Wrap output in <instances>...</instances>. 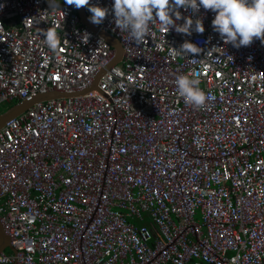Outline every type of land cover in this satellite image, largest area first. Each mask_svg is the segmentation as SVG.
Segmentation results:
<instances>
[{
	"label": "built area",
	"instance_id": "2783aa9c",
	"mask_svg": "<svg viewBox=\"0 0 264 264\" xmlns=\"http://www.w3.org/2000/svg\"><path fill=\"white\" fill-rule=\"evenodd\" d=\"M90 4L109 10L95 26L122 48L108 67L113 47L65 0H0V104L67 92L0 127L13 248L0 264H264V43L225 44L201 6L173 19H199L202 34L152 24L137 45L115 27L113 0ZM185 41L202 51L174 54ZM194 72L202 108L175 85Z\"/></svg>",
	"mask_w": 264,
	"mask_h": 264
},
{
	"label": "clouds",
	"instance_id": "9594fccd",
	"mask_svg": "<svg viewBox=\"0 0 264 264\" xmlns=\"http://www.w3.org/2000/svg\"><path fill=\"white\" fill-rule=\"evenodd\" d=\"M65 3L76 9L87 8L91 13L89 21L94 25L102 24L109 14L107 8L90 4V0H65ZM201 6L215 13L212 28L225 44L236 48L249 46L254 38L264 43V0H113L112 12L115 27L127 32L132 41L139 45L149 36L152 24H159L166 32L174 28L177 33L185 35H191L192 31L202 34L204 27L199 19L195 21L194 29L191 16L184 17L182 24L175 23V20L182 18L178 9L196 13ZM39 35L49 50L59 51L61 40L54 28L41 29ZM87 41L88 37L82 40L83 43ZM201 51L199 46L189 41L183 42L179 49L173 48L174 54L180 56H195ZM199 84V75L195 72L179 75L175 79L179 96L186 104L196 108H202L208 99Z\"/></svg>",
	"mask_w": 264,
	"mask_h": 264
},
{
	"label": "water",
	"instance_id": "95a60500",
	"mask_svg": "<svg viewBox=\"0 0 264 264\" xmlns=\"http://www.w3.org/2000/svg\"><path fill=\"white\" fill-rule=\"evenodd\" d=\"M77 12L84 24L88 25L89 28H91L93 31L98 32V34L101 35L113 47L114 52H115L114 57L112 58V60L109 62V64L106 67H108L112 63H117L118 61H120L121 54H122V48H121L119 41L111 33L99 29L94 24H92L90 21H88L84 8L77 9ZM106 67L101 68L95 74L92 84L90 85L88 89L97 88V81ZM73 93H79V92H73ZM63 95H67V92L51 90L45 93H38L35 96H33L31 99H25V100H21L18 103H14L8 109L0 113V127H2V125L8 119L18 115L19 113H21L28 107L32 106L35 102L49 99V98L58 97V96H63ZM5 248H9L10 250H13L11 243H10V238L5 233L2 227V224L0 222V252L3 251Z\"/></svg>",
	"mask_w": 264,
	"mask_h": 264
},
{
	"label": "rangeland",
	"instance_id": "374dc122",
	"mask_svg": "<svg viewBox=\"0 0 264 264\" xmlns=\"http://www.w3.org/2000/svg\"><path fill=\"white\" fill-rule=\"evenodd\" d=\"M7 105H8L7 102H3V103L0 104V113H1L2 111H4V108H6ZM196 218H198V215L196 216ZM9 250H10L9 248H6L5 251H6V252H9Z\"/></svg>",
	"mask_w": 264,
	"mask_h": 264
},
{
	"label": "trees",
	"instance_id": "16d2710c",
	"mask_svg": "<svg viewBox=\"0 0 264 264\" xmlns=\"http://www.w3.org/2000/svg\"><path fill=\"white\" fill-rule=\"evenodd\" d=\"M14 103H16V102H9V103H7L8 105H7L6 108H4V111H5L6 109H8L10 106H12ZM2 112H3V111H2ZM9 252H10V250H9Z\"/></svg>",
	"mask_w": 264,
	"mask_h": 264
}]
</instances>
